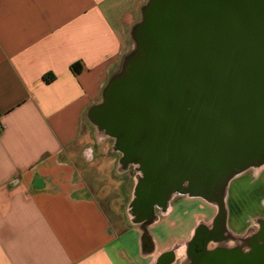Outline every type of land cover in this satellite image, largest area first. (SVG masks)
<instances>
[{
	"label": "crops",
	"instance_id": "crops-1",
	"mask_svg": "<svg viewBox=\"0 0 264 264\" xmlns=\"http://www.w3.org/2000/svg\"><path fill=\"white\" fill-rule=\"evenodd\" d=\"M149 1L0 0V264H154L131 213L93 191L95 146L115 155L116 186L135 182L90 115Z\"/></svg>",
	"mask_w": 264,
	"mask_h": 264
},
{
	"label": "water",
	"instance_id": "water-1",
	"mask_svg": "<svg viewBox=\"0 0 264 264\" xmlns=\"http://www.w3.org/2000/svg\"><path fill=\"white\" fill-rule=\"evenodd\" d=\"M134 40L90 113L122 153L232 166L217 190L264 163V0H150ZM258 252L232 264H264Z\"/></svg>",
	"mask_w": 264,
	"mask_h": 264
},
{
	"label": "flooded vegetation",
	"instance_id": "flooded-vegetation-1",
	"mask_svg": "<svg viewBox=\"0 0 264 264\" xmlns=\"http://www.w3.org/2000/svg\"><path fill=\"white\" fill-rule=\"evenodd\" d=\"M96 117L101 122L104 120L100 113ZM106 136L109 137L107 134ZM114 140L116 144V139ZM149 143H152L151 138ZM134 148L126 149L120 162L125 168H128V164L131 167V178L135 184L128 211L144 231L143 246L146 254L153 256L155 253V244L149 229L157 222L159 215L173 212V204L184 201L192 204L197 201L201 206H206L208 211L204 214V220L197 223L195 233L186 248L185 262L177 258L176 251H182L178 248L162 253L154 264H232L235 258L238 259L236 255L244 257L243 261L246 262L248 257L259 253L264 246V220H257L250 239L244 238L228 225V207L226 205V213L224 204L221 203L223 196V202L227 203L233 194L243 189L258 190L264 183V163L240 171L217 190L214 186L216 183L220 184L222 174L232 166L226 164L217 168L218 165L212 161L201 162L195 158L184 164L164 160L159 162L155 154L156 148H153V153L146 154L149 158L144 165L143 159L136 157ZM234 171L238 172L236 169ZM222 182H225L224 179Z\"/></svg>",
	"mask_w": 264,
	"mask_h": 264
},
{
	"label": "rangeland",
	"instance_id": "rangeland-1",
	"mask_svg": "<svg viewBox=\"0 0 264 264\" xmlns=\"http://www.w3.org/2000/svg\"><path fill=\"white\" fill-rule=\"evenodd\" d=\"M97 129L106 135V131L101 127L97 126ZM108 142L109 144L111 143L110 140ZM95 150L93 162L96 164L99 162L102 163V165L104 163V171L103 173L96 172L98 183H96V180L93 179V176L91 175L93 180L92 183L96 186L95 188H97H94L93 191L96 193V197L100 200L104 209H108L111 216H113L114 213L127 215L126 213L129 212L128 203L132 194L131 188L129 190L128 188L132 187V182L129 181L125 184L119 183V185L117 184L116 186V180H119L118 177L122 179V176L118 174V169L116 170L117 167L119 168V165L116 162H114L113 171L109 165L110 161L113 162L115 155H109L107 158H104L102 152L97 146H95ZM103 158L104 160H102ZM238 174L239 172L235 175L237 176ZM112 177L114 178L113 180ZM253 190L256 191L253 192ZM107 192H109V194L105 196ZM223 197L221 204H224L226 213L227 205L228 213L230 215L228 225L233 228L239 236L250 239L254 234L252 231L254 230L257 220H264V190L260 191L259 187L258 190L257 188L243 189L241 192L239 191L237 194H233L227 203L223 202ZM206 208V206H201V203L197 201L192 202V204L184 201L173 204V207L171 208L173 209V212L159 215V219L149 231L152 235L155 246H158L151 259L155 262L162 253L181 248L182 251L178 252L177 250L176 255L177 258L179 257V261L181 260V262H185V259H187L186 248L195 233L197 223H199L200 220H204V214L208 213ZM177 211L180 212L179 215ZM177 263L179 262H176V264Z\"/></svg>",
	"mask_w": 264,
	"mask_h": 264
},
{
	"label": "trees",
	"instance_id": "trees-1",
	"mask_svg": "<svg viewBox=\"0 0 264 264\" xmlns=\"http://www.w3.org/2000/svg\"><path fill=\"white\" fill-rule=\"evenodd\" d=\"M74 67H76V66H74ZM45 80H46V82L50 83V82H52V81H53V78H47V77H46V79H45Z\"/></svg>",
	"mask_w": 264,
	"mask_h": 264
},
{
	"label": "built area",
	"instance_id": "built-area-1",
	"mask_svg": "<svg viewBox=\"0 0 264 264\" xmlns=\"http://www.w3.org/2000/svg\"><path fill=\"white\" fill-rule=\"evenodd\" d=\"M0 130L2 131L3 130V128H2V125L0 124Z\"/></svg>",
	"mask_w": 264,
	"mask_h": 264
}]
</instances>
